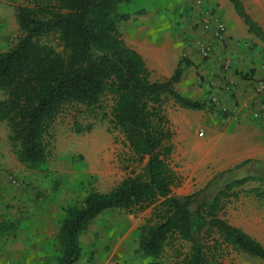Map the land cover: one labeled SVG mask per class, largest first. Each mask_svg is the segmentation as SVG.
Listing matches in <instances>:
<instances>
[{"label": "trees", "instance_id": "1", "mask_svg": "<svg viewBox=\"0 0 264 264\" xmlns=\"http://www.w3.org/2000/svg\"><path fill=\"white\" fill-rule=\"evenodd\" d=\"M17 8L21 32L18 42L0 52V123L10 128V143L18 161L29 171H41L52 155L53 127L72 106L99 107L111 95V124L125 137L132 159L143 165L107 193L93 191L81 206L67 208L57 234L59 264H77L82 256L79 239L87 227L110 210L137 215L153 208L140 229L139 252L159 258L176 241L190 244L179 264H223L229 250L264 262V245L225 219L234 189L251 181L264 185L263 175L248 176L223 185L225 175L254 164L252 160L216 176L203 189L184 197L173 196L177 183L172 122L167 103L193 111L213 105L181 95L186 59L175 74L152 82L143 58L125 43L119 24L130 16L122 4L137 0H26ZM249 32L264 42V31L242 0H229ZM56 38L57 52L50 44ZM76 134L91 126L76 124ZM264 197L260 188L251 190ZM11 221L0 222V239L14 232Z\"/></svg>", "mask_w": 264, "mask_h": 264}, {"label": "crops", "instance_id": "2", "mask_svg": "<svg viewBox=\"0 0 264 264\" xmlns=\"http://www.w3.org/2000/svg\"><path fill=\"white\" fill-rule=\"evenodd\" d=\"M142 1H145L144 7L125 13L130 18L120 23L119 29L126 45L143 58L151 81L171 78L180 61L186 59L188 65L184 68L182 80L176 85L177 91L184 97L202 103H209L212 96L218 101L216 107L202 111L183 109L176 105L177 111L173 119H170L175 129L176 126L188 130L193 124L200 126V130H195L193 135L181 138L187 146L180 154L182 160H187L184 164L188 172L200 177L198 183L203 184V189L216 176L246 161L264 162V118H253V111L259 108L264 99L254 91V86L264 80V42L249 32L234 6L232 8L226 0H180L173 8L176 28L171 34L164 33L160 27L164 0ZM200 1L201 5L198 4ZM252 4L255 17L248 13L264 31V0H254ZM207 10L216 11L227 27L224 44H215V55L209 60L204 59L199 51L200 44L211 41L209 34L202 32L198 26L202 13ZM6 16L1 8L0 45L8 39L9 25H13L12 18L7 19ZM3 51L0 49V52ZM224 59H229L231 63L229 71L221 70ZM10 134V130H0V222H14L15 231L20 230L15 212H24V216L30 218L26 224V230L30 233L26 239L4 241L8 248L18 247V251L0 249V264L7 263L12 255H15L18 264H59L61 254L52 249L58 241L50 238V225L34 220V216H39L40 212H34L29 206L26 200L28 193L26 195L17 188L18 185L10 181V173L16 175L21 169H26L11 151ZM253 169V166H245L235 171L249 173ZM43 215L44 219L51 218V214L43 212ZM38 232H42V237ZM104 240L100 239L92 248L80 244L82 256L77 264H85L88 254H95L96 257L99 253L107 258L106 264H127L134 251L139 250V246L131 245L130 241L125 246L119 242L107 250L108 241ZM123 242H126L125 239ZM233 256L237 260L243 255L235 253ZM21 259L23 261L20 263Z\"/></svg>", "mask_w": 264, "mask_h": 264}, {"label": "rangeland", "instance_id": "3", "mask_svg": "<svg viewBox=\"0 0 264 264\" xmlns=\"http://www.w3.org/2000/svg\"><path fill=\"white\" fill-rule=\"evenodd\" d=\"M179 1L164 0L165 8L163 15L161 14L162 23L160 24L162 31H165L164 33L171 34L176 28L174 20L176 16L173 15V13H176L173 8ZM242 1L245 3L246 10L255 17V7L252 4L254 0ZM226 2L230 3L229 0H226ZM28 4L26 0H0L3 15H7V19L9 17L13 20V25H9L10 34L8 39L3 38L5 41L0 45V49L5 50L3 52L8 51L20 39L21 32L17 21V8ZM143 5H145V1L142 0L132 4H122L120 12L125 14L144 7ZM230 5L233 8L231 3ZM49 44L57 52L62 51V47L56 38H50ZM213 98L215 97L210 98V104H213L214 108L216 105ZM2 99H4V95L0 93V100ZM113 103L112 96L108 95L102 100L101 105L95 109L88 110L79 106L68 108L58 117L53 127L52 155L43 169L37 172L21 169L16 175L9 174L11 183L18 185L17 188L25 194L28 193L26 195L29 199L26 200L29 201V206L34 209V212H40L39 216H34V220L37 222L44 221L50 225L52 229L50 238L53 239L52 241L57 240V234L66 216L67 208L81 206L87 195L93 191L110 192L133 173H140L143 169V165L133 161L124 135L111 124ZM176 108L174 101L169 100L167 112L171 120L177 111ZM76 124L82 127L91 126L92 130L76 134ZM173 127L175 133L177 130L173 158L177 183L172 191L173 196L184 197L196 192L203 186V184L198 183L200 178L198 175L188 172L189 170L184 164L187 163V160H182V153L180 154L181 150L187 149L181 139L182 136L188 138L195 133V130L199 131L200 126L193 124L189 130L183 126H176V129L175 126ZM0 130H10V128L7 123H0ZM11 147V151L16 157V151L12 145ZM252 166L254 169L249 173H240L234 170L227 174L223 185L248 176L263 175L264 177L263 167L256 164ZM198 186L200 187L198 188ZM258 188L264 191L263 184L251 181L240 189H234L235 192L239 193V198L230 200L224 217L227 219L229 216V220L227 219L229 222L249 233L264 245V197L256 196L251 192V190ZM43 212L44 214H51V218L44 219ZM152 214L153 208L137 215H130L118 210L107 211L87 227L86 231L81 234L79 242L81 245L87 244L92 248L97 245V241H100V239H106L108 241L106 243L107 250L119 242H122L123 246L127 244V241H130L133 246H139L140 229L152 217ZM15 215L18 216L21 229L4 236L0 240V249H11L16 252L18 247L8 248L7 243H4V241L29 238L30 232L26 230V224L30 218L25 217L24 212L19 213L17 211ZM41 234L42 232H38L40 237H42ZM124 239L126 242H123ZM52 249L57 254H61L60 246L57 243H54ZM189 250L190 244L179 240L175 242L173 248L168 246L164 253L156 259L145 258L139 253V250H135L130 257V262L127 264H179L182 260L181 255L188 254ZM232 255H235V252L231 250L226 252L222 263L264 264L260 259L246 255L237 260ZM15 259V255H12L5 264H18ZM106 259L100 253L96 257L95 254H88L85 264H106ZM22 261L21 259L19 262ZM115 264L121 263L115 262Z\"/></svg>", "mask_w": 264, "mask_h": 264}, {"label": "built area", "instance_id": "4", "mask_svg": "<svg viewBox=\"0 0 264 264\" xmlns=\"http://www.w3.org/2000/svg\"><path fill=\"white\" fill-rule=\"evenodd\" d=\"M198 4L201 5L202 2L200 1ZM198 26L202 32L209 34L211 39L206 44H200L199 51L204 59H212L215 55V44H224L226 40L227 27L225 21L216 11L207 10L205 13H202ZM230 68L231 63L229 59H224L221 63V70L229 71ZM254 91L258 96L264 97V80L254 86ZM213 102L216 106L218 105V101L215 98H213ZM253 118L256 120H262L264 118V99L260 102L259 108L253 111Z\"/></svg>", "mask_w": 264, "mask_h": 264}]
</instances>
